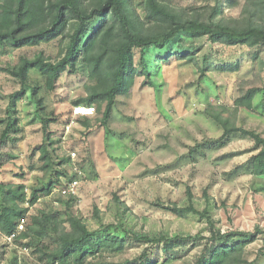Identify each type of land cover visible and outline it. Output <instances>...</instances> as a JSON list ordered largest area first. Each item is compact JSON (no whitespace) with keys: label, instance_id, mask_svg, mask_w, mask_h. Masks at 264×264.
I'll return each instance as SVG.
<instances>
[{"label":"rangeland","instance_id":"rangeland-1","mask_svg":"<svg viewBox=\"0 0 264 264\" xmlns=\"http://www.w3.org/2000/svg\"><path fill=\"white\" fill-rule=\"evenodd\" d=\"M164 1L189 14L199 12L203 18L218 7L222 14L216 19L227 23L240 19L247 3ZM132 2L144 18L143 0ZM66 43L59 38L21 49L0 46V139L10 116L17 123L7 140L0 142V194L2 185H23L32 195L57 171L64 174L59 179L54 174L53 179L59 180L55 185L65 184L77 163L82 175L76 197L41 193L29 209V221L41 211L60 212L64 221L75 216L90 231L123 239L130 232L158 239L211 237L213 231L254 232L257 227L264 231V177L252 173V159L258 153L255 143L241 133L224 138L223 127L209 115L220 113L264 137V50L185 34L164 48L136 50L140 73L132 88L119 95L109 124L102 126L98 111L91 118L74 116L76 102L87 97L89 84L81 62L63 70L53 90L37 70L30 72L25 86L5 71L40 53L56 62ZM143 54L149 77L142 72ZM183 54L187 58H181ZM250 89L259 90L254 109L236 108L235 101ZM46 140L54 171L45 169L41 160ZM175 205L196 212L179 216L169 210ZM26 242L10 244L0 232V264H46L38 252H24ZM200 243L169 264L194 261ZM152 247L129 241L121 252L104 251L87 263H124ZM246 257L253 264H264V234L247 247Z\"/></svg>","mask_w":264,"mask_h":264},{"label":"trees","instance_id":"trees-1","mask_svg":"<svg viewBox=\"0 0 264 264\" xmlns=\"http://www.w3.org/2000/svg\"><path fill=\"white\" fill-rule=\"evenodd\" d=\"M143 8L144 18L133 8L132 0H0V46L21 49L59 38L67 42L56 62L40 53L33 59H21L17 66L8 67L5 71L25 86L30 72L37 70L47 78V86L53 90L60 73L81 62L87 71L89 84L87 97L77 101L75 106H96V111L102 113L101 125L107 126L119 95L132 88L140 73L135 63L136 50L164 48L182 34L193 38L207 36L229 46L264 50V0H247L242 17L230 23L216 19L222 11L218 7L213 8L207 18L199 12L189 14L164 0H143ZM187 56L183 54L181 58ZM255 56L257 58L258 54ZM141 61L142 72L149 77L144 54ZM258 91H247L235 101L236 108L253 110ZM209 115L223 127L224 138L241 133L254 141L258 153L252 159V173L264 177V137L238 127L220 113L209 112ZM82 123L89 126L85 121ZM16 125L10 116L1 143L7 140L10 130ZM40 151L44 168L54 171L55 163L47 140ZM54 174L59 179L64 173L57 171ZM53 178L40 189L33 190L29 200L32 207L38 203L41 193L48 195L59 182ZM1 188L0 232L11 234L29 212V208L23 206L27 201L26 189L23 185H2ZM189 196L192 198L190 193ZM66 205L69 207L70 201ZM169 210L179 216L196 212L193 207L179 209L176 205ZM62 215L60 212L41 211L28 220L26 230L16 242L27 241L24 246L33 253L38 252L40 261L46 264H88V258L104 251L121 252L129 241L153 247L131 261L110 264H160V261L169 264L187 255L199 242L202 247L200 253L194 261L186 264H253L246 257V249L264 234L263 229L257 227L254 232L213 231L211 237L203 238L161 236L151 239L130 232L123 239L117 235L102 236L100 232L90 231L78 217L69 216L64 221Z\"/></svg>","mask_w":264,"mask_h":264},{"label":"built area","instance_id":"built-area-1","mask_svg":"<svg viewBox=\"0 0 264 264\" xmlns=\"http://www.w3.org/2000/svg\"><path fill=\"white\" fill-rule=\"evenodd\" d=\"M73 110H74V116L76 118H91V117H94L97 113L95 107L93 106L80 105V106H75ZM68 128H70V126ZM72 160L74 161V163L76 162L77 153L75 152L72 153ZM72 173H73V176L70 178V180H68V182H66L65 184L58 185V186L57 185L53 186L51 192L49 193L50 196L58 194L62 198H66V199L68 198L70 200L76 197V195L78 194V190H79L80 177L82 175V171L80 170V167L77 163L74 164ZM26 194H27V201L25 205L23 206H25V208L30 209L32 207L29 203L31 195L30 193H27V192ZM55 204L57 205L59 203L55 202ZM27 223H28V214L27 216H25L19 221L17 228L13 233L3 234L4 239L10 244L15 243L17 239L20 237V235L26 230ZM24 252L28 253L29 248L25 247Z\"/></svg>","mask_w":264,"mask_h":264}]
</instances>
